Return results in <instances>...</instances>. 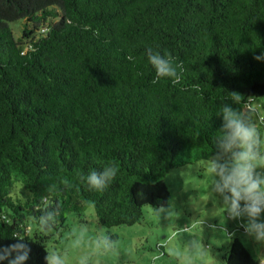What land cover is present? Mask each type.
<instances>
[{"label":"trees","instance_id":"trees-1","mask_svg":"<svg viewBox=\"0 0 264 264\" xmlns=\"http://www.w3.org/2000/svg\"><path fill=\"white\" fill-rule=\"evenodd\" d=\"M149 47L183 62L180 84L152 83ZM261 51L264 0H0V248L27 234L25 264H46L28 230L47 206L113 227L166 205V174L214 151L228 92L264 95ZM109 162L117 179L87 190L77 173ZM224 260L261 264L236 236Z\"/></svg>","mask_w":264,"mask_h":264},{"label":"clouds","instance_id":"clouds-1","mask_svg":"<svg viewBox=\"0 0 264 264\" xmlns=\"http://www.w3.org/2000/svg\"><path fill=\"white\" fill-rule=\"evenodd\" d=\"M148 63L155 70L152 83L161 79H169L173 85L181 83L185 68L183 62H176L170 52L164 50L154 51L151 47L146 49ZM257 61H264V51L254 55ZM201 91L198 85H194ZM217 116L222 118L218 135L212 138L214 148L210 154L208 173L211 177L209 185L210 199L224 208L226 219L234 221L238 228L243 229V235L252 243L253 247L264 250V135L261 125H264V111L254 100L243 103L244 96L238 91L228 92ZM254 97V96H248ZM243 104V106H241ZM119 168L109 162L97 171L93 169L87 175L77 173L79 181L89 191L103 192L116 179ZM64 188H71L69 180L62 181ZM57 186L52 184L49 191L55 192ZM39 210V209H38ZM161 220L169 219L172 208L169 205H160L155 208ZM60 209L47 206L39 217H34L35 233L40 237H47L58 225L57 217ZM29 233L32 232L30 228ZM86 229H73L70 237H75L72 248H80L85 238ZM234 235V233H233ZM29 235H13L17 243L0 248V261L8 264H25L29 259L30 247L24 242ZM95 250L92 255L113 254L119 255L118 241L111 234L97 233ZM189 250L196 252L201 258L207 254V248L197 239L188 241ZM46 264H67L68 252L45 248ZM174 254L179 258V253ZM79 264H91V256L84 255Z\"/></svg>","mask_w":264,"mask_h":264},{"label":"rangeland","instance_id":"rangeland-1","mask_svg":"<svg viewBox=\"0 0 264 264\" xmlns=\"http://www.w3.org/2000/svg\"><path fill=\"white\" fill-rule=\"evenodd\" d=\"M16 37L22 35V24L12 23ZM255 102L264 106V95ZM264 111V107L261 108ZM264 135V125L260 126ZM209 159L172 168L164 177L170 197L166 203L172 208L169 219L161 220L152 205H145L140 222L132 225L106 227L99 223L94 206L83 212H67L45 239L46 248L67 249V264H79L84 255L91 256V264H225L224 256L236 236L264 264V250L253 247L234 221L226 219L224 208L210 199L208 173ZM16 192L21 189L17 186ZM32 233L36 224L30 222ZM86 229L80 248H72L75 237L69 238L73 229ZM111 234L118 241L119 255H92L97 233ZM234 233V235H233ZM197 239L207 248L201 258L189 250L188 241ZM179 253V258L174 254Z\"/></svg>","mask_w":264,"mask_h":264}]
</instances>
